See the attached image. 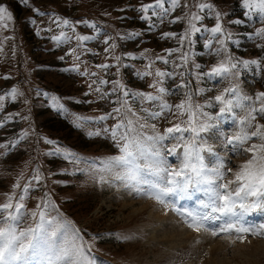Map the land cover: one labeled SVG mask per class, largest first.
Instances as JSON below:
<instances>
[{
    "label": "rangeland",
    "instance_id": "1",
    "mask_svg": "<svg viewBox=\"0 0 264 264\" xmlns=\"http://www.w3.org/2000/svg\"><path fill=\"white\" fill-rule=\"evenodd\" d=\"M153 2L0 0L13 17L6 21L7 28L0 26V96L4 97L0 102V204L11 195L14 204L25 205L20 230L37 227L39 216L33 219V211H44L53 226L59 222L58 247L71 249L73 243L79 244V239H72L73 226L79 229L86 245H93L87 254L94 264H264V234L222 231L229 218L217 213L201 220L199 232L188 227V213L209 211L200 205L211 203L215 191L225 192L220 185L228 184L229 192L238 187L236 173L254 158L247 151L250 147H256L255 158L264 157L260 151L264 139L252 135L264 134V113L259 111L264 101L257 99L264 92V13L245 8L243 0H180L162 21L159 15L144 21L139 9ZM199 4L212 7L201 11ZM193 15L202 19L194 21ZM63 20L70 23L64 25ZM191 24L200 31L181 42L185 33H191ZM217 24L222 33L208 31ZM78 36L91 39L79 41ZM254 60L259 64H243ZM105 64L111 67H98ZM221 64H236V68L224 75H208ZM157 71L166 75L159 77ZM161 87L164 93L158 91ZM230 88L236 92L225 95ZM147 95L160 99L150 101ZM217 95L232 100L231 111L221 113L224 105L215 100ZM164 103L171 110L164 109ZM181 103L183 114L176 107ZM116 108L121 111L115 112ZM193 119L196 127L207 125L208 131L199 136L191 131L168 136L167 128H188ZM129 120L135 129L129 138L158 151L167 167L183 166L185 146L202 148L204 175L213 183L194 182L185 194L169 195L161 204L145 194L146 185L128 187V182L116 179L121 169L108 171L106 162L122 155L120 148L126 141L119 139V133L114 140L111 133ZM158 135L168 138L147 139ZM181 135L182 140L176 138ZM234 137L247 139L241 143ZM175 145L180 147L170 153L167 149ZM195 156L193 151V163H197ZM138 163L143 166L144 158ZM37 170L43 177L39 184L33 180ZM187 175L198 179L190 172ZM140 178L157 179L147 172ZM65 221L71 223L65 227ZM261 225L264 213L245 217V227L260 231ZM31 264H49V260L37 254ZM51 264L69 261L53 259Z\"/></svg>",
    "mask_w": 264,
    "mask_h": 264
},
{
    "label": "snow or ice",
    "instance_id": "2",
    "mask_svg": "<svg viewBox=\"0 0 264 264\" xmlns=\"http://www.w3.org/2000/svg\"><path fill=\"white\" fill-rule=\"evenodd\" d=\"M22 3L27 4L28 0H21ZM180 3V0H154L153 3L142 4L139 11L142 13L141 19L144 21H149L155 16H160L161 21L164 16H166L172 9L177 7ZM168 5V7H166ZM243 5L245 8L251 10L252 8H257L260 12L264 13V0H243ZM198 7L201 11L204 9H211V5L209 4H199ZM217 16L219 14L217 13ZM192 20L199 21L202 19L199 15H193ZM13 17L11 12L6 6H0V26L7 28L8 24L6 21H12ZM70 22L68 20H63L64 25H68ZM235 23L239 24L242 21H235ZM200 29L195 26V24H191V33H185L181 37V42L184 40H188L191 34L195 32H199ZM213 34L222 33V27L217 24L216 27L208 29ZM132 36H137L138 34L133 33ZM165 38H167L170 34H164ZM56 39H60L57 37ZM77 39L79 41H85L91 39L86 36H78ZM107 43V41H105ZM221 43H223L221 41ZM168 55H172V51L169 50ZM133 59L135 57H132ZM120 58L117 57V60ZM157 59L162 60L164 63H168V60L164 57H157ZM251 63L253 65H258V61H243L245 67ZM100 68L107 69L111 67L110 65H98ZM151 67V65H149ZM236 68V64H231L230 67L221 64L217 67H214L209 76H217L224 75L226 73L231 72L232 69ZM150 73H145L148 75ZM94 75V74H93ZM156 75L159 77H164L166 74L164 72L157 71ZM170 75V74H169ZM102 84H107L108 81H101ZM119 89L122 90L123 95L126 97L129 95L128 91L125 89V86L119 81L116 82ZM152 87H156L155 84ZM99 91V89H97ZM158 91L160 93H164V88H159ZM236 92L235 88L227 89L225 95L228 93ZM12 97L15 98L16 90L13 89L11 93ZM136 95H144L143 93H139ZM225 95H217L215 100L224 105L223 108L220 109L221 113L225 110L231 111L233 107L232 100H226ZM148 100H158L159 97H154L151 95H147L145 97ZM55 99V98H54ZM245 99H250L245 97ZM258 100L264 101V92L259 93ZM4 100L3 96H0V102ZM126 103V101H125ZM237 106H240L237 104ZM178 109L182 110L181 114H183V110L185 109V104L181 103L176 106ZM191 106L189 105V108ZM163 108L167 110H171V106L167 103L163 104ZM115 112L119 113L121 111L120 108L114 109ZM130 111V109H129ZM261 113H264V106L259 108ZM251 114V113H250ZM155 115L159 116L161 113H155ZM206 115V114H205ZM191 116L194 117L195 113H191ZM107 117H101V119H106ZM255 119V117H253ZM244 121L241 120V123ZM191 125L188 128H182L180 125H174L173 127H169L166 129V132L169 137H171L175 133H184L187 131H191L195 133V135L199 136L201 132L208 131L207 125H202L199 128L195 126L194 119L189 121ZM133 122L129 120L127 125L121 123L117 124L115 129L112 130V138L115 140L119 133V139L126 141L123 146L120 148L122 155L112 157L110 161L106 162L107 170L112 171L114 168L119 167L121 169L120 172H116V179L128 182L126 186L133 187L135 185L144 184L146 185L147 191L145 194L151 198L155 199L158 203L165 204V197L169 195L176 194H185L187 192V188L192 183H213L212 179L204 175V167L202 164V160L199 156V152L203 149H196L192 145H187L184 147V164L183 166L177 170L170 167L165 166V162L159 159V152H153L150 148L145 147L140 143L138 139L132 138L130 139V134L135 131L133 128ZM0 127H3L0 124ZM154 127V126H153ZM120 129H126L123 133H120ZM107 131V130H106ZM99 135V133H96ZM253 136H259L261 139H264V134L259 131L253 132ZM168 137L164 135H158L156 137H148L149 140H157L163 141ZM177 139H183V136L176 137ZM233 139L244 142L245 138L234 137ZM232 141L230 140L229 143ZM47 143L51 144L52 141H47ZM3 147V145H0ZM179 145L172 146L167 150L170 153H175ZM211 149H209L210 151ZM196 152L195 159L197 163L192 162V153ZM247 151L253 154V159L249 160L247 163L242 165L241 170L238 171L235 175V181L238 182V187L234 189L232 192L227 191L229 185L223 184L219 187L224 188L226 191L221 193L219 191H215L213 193V199L211 203H202L200 207L202 209H208L209 211H205L200 214L188 213L191 217V223H188V227L193 229L194 231L199 232L203 227L201 220H206L212 216L213 213L219 214L220 217L229 218L227 221L226 227L222 229V231H233L241 234H254V235H262L264 234V225L260 226V231H257L254 228L245 227L244 220L245 217L253 212L264 213V157H256V147L253 145ZM260 151H264V146L260 148ZM71 153L65 155V159L68 158ZM150 157V158H149ZM144 158V164L141 166L138 163V160ZM73 159H76L73 157ZM90 167L92 165H89ZM142 172H147L148 175L156 177L155 181L143 180L140 178V174ZM192 173V175L198 179L193 180L192 176H188V173ZM220 179H223V174L217 173ZM182 178V179H181ZM43 177L39 174V170H37V174L33 177V180L39 184L42 181ZM101 182L104 181V178H100ZM15 187L19 188L20 185L17 183ZM31 187V181L29 182L28 187L24 189V193L27 194L28 188ZM139 192V188L136 189ZM243 194V195H242ZM252 198V199H250ZM24 196L20 197V200L23 201ZM14 197L9 195L7 197V202L4 204H0V264H31L32 256L37 254H43L48 260L49 264L53 259L57 260H68L69 264H94L93 259L88 256V252H91L93 245L87 244L83 241L82 236L80 235V230L74 228L73 242L79 239L81 242L79 244L73 243L71 249L67 247H58L55 245V240L57 238V226H59V222H57V226H53V221L46 218V214L44 211H33L31 213V217L35 219L39 216V222L36 228L28 227L27 229L20 230V224L23 221V217L26 215L22 209L25 208V205L22 202L13 203ZM53 207H56L53 205ZM239 208V211H237ZM219 218V217H217ZM71 222L65 221L64 226L67 227ZM218 233H213V235H217ZM93 239H98L94 237ZM85 247L87 251H85Z\"/></svg>",
    "mask_w": 264,
    "mask_h": 264
},
{
    "label": "bare ground",
    "instance_id": "3",
    "mask_svg": "<svg viewBox=\"0 0 264 264\" xmlns=\"http://www.w3.org/2000/svg\"><path fill=\"white\" fill-rule=\"evenodd\" d=\"M224 222H227V220H226V221H224Z\"/></svg>",
    "mask_w": 264,
    "mask_h": 264
}]
</instances>
